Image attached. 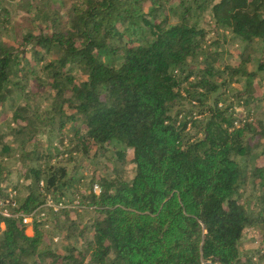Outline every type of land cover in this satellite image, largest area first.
<instances>
[{
	"label": "trees",
	"instance_id": "1",
	"mask_svg": "<svg viewBox=\"0 0 264 264\" xmlns=\"http://www.w3.org/2000/svg\"><path fill=\"white\" fill-rule=\"evenodd\" d=\"M18 7L13 44L1 39L7 31L0 25V122L10 113L20 158L38 166L25 165L27 193L11 214H30L51 195L60 203L79 182L80 164L69 174L38 152L35 125L44 117L60 144L72 124L82 155L93 146L100 155L111 145L122 157L131 151L134 174L126 179L112 167L97 179L99 195L92 175L89 224L78 226L66 208L53 213L83 242L64 256L39 251L46 215L27 236L20 218L0 214V264H251L239 244L249 228L264 229V169L256 164L264 157V122L236 128L232 102L223 104L231 97L248 117L264 116V89L255 94L264 64L248 70L251 46L264 44V0H19ZM205 14L215 32L243 46L236 65L217 67L223 52L211 51L219 43L200 27ZM234 82L244 89L229 94ZM38 96L51 98L46 115L28 105ZM182 101L196 104L197 113L187 114ZM194 118L202 120L199 139L186 132ZM0 145L1 159L15 153L6 136ZM9 174L0 169V185Z\"/></svg>",
	"mask_w": 264,
	"mask_h": 264
},
{
	"label": "rangeland",
	"instance_id": "2",
	"mask_svg": "<svg viewBox=\"0 0 264 264\" xmlns=\"http://www.w3.org/2000/svg\"><path fill=\"white\" fill-rule=\"evenodd\" d=\"M57 1H66V0H57ZM19 0H0V6L5 8L7 13L5 16L3 14L0 15L2 20L0 25H5L6 31L1 36V39L9 44H13V26L17 23L21 22L22 12L19 11L18 7ZM66 3V2H64ZM60 3L56 2L55 8H60ZM200 27L209 31V36L211 37V41H217L219 46L212 44L211 51L214 52L216 50L222 51L223 55L220 57L218 62L219 68L223 65H231L234 66L238 63V57L242 52L243 46L233 39L232 35L226 31H217L213 30L212 25L209 22V18L207 14L203 15L200 21ZM210 42V43H212ZM252 50V61L248 64V70L251 72H258L259 63L264 64V44L262 42H256L251 46ZM29 54L27 57L29 58ZM38 75H41L39 71ZM263 73V72H261ZM75 75L78 79L84 80L86 76L82 73L75 71ZM262 75V74H261ZM220 78H215V81L220 84ZM224 88H220L219 92H222ZM244 86L241 83L234 82L232 83L229 94L242 91ZM264 89V85L257 84L256 96L260 97L262 95ZM229 96V95H228ZM226 98V97H225ZM228 102L223 104L224 107L233 105V109L235 112V117L239 118L242 115L247 116V109H245L242 105H239L236 101L232 100L231 97L227 99ZM230 101V102H229ZM26 101L23 98L17 100L18 105H25ZM51 103V98L48 96L47 99H42L38 96L35 100L31 101L28 105L34 110L39 109L43 114L49 113L48 106ZM194 103L188 104L186 101H182L180 108L185 109L187 114L189 112L194 115L197 113L198 109L195 108ZM221 105V104H220ZM46 112V113H45ZM70 112H68L69 114ZM197 117V116H196ZM248 117V116H247ZM252 122L263 121L264 116L262 113L256 114L255 116H251ZM189 119V117H188ZM193 122L188 125L186 132L192 135L195 138H202V133L195 127L196 123H201V118H194ZM40 124V125H39ZM14 124L12 123L11 116H9L0 122V136H6V143L9 145L11 149L15 151L14 154L10 156H5V158H0V169L2 171L10 172L6 180L1 183L0 188L3 189L4 195L9 189H17V199H21L25 197L26 184L27 181L23 179V171L25 170V165L37 167V164H32L29 159L22 161L23 152L18 151V142H13L9 132L13 128ZM36 127V143L38 146V152L41 154H49L51 157L50 164L55 165H63L66 166L69 174H72L73 167L76 164H80L81 167L77 169L75 178L79 179V182L75 184L74 189H69L66 192V199H64L62 208H66L68 210V217L70 220L75 221L78 226L89 224L93 217L92 209L87 206V202L85 201L86 194H88L90 189V181L92 175H94L93 185L97 183V179L100 176L108 175L111 171L112 167H120L123 169V174L126 179H131L134 174V165L131 164L132 152L127 150L122 157L120 150L118 147L107 146L102 155L96 152V147H91L88 151V154L82 155L79 151H75L74 147L76 145L75 139L72 137L71 128L72 124H66L61 131V134L64 136L63 144H60L56 138V131H52L54 136L50 135L52 130L51 123L47 118L44 117L41 123L35 125ZM56 130V129H55ZM1 149V145H0ZM33 149V145L27 147L26 152H30ZM25 152V151H24ZM63 153V154H62ZM98 154L94 157V154ZM48 160H42L41 166L44 165V162ZM256 164L264 169V157H261L257 160ZM247 169L249 170L252 167L251 162L246 164ZM251 181L245 186V194L249 195L252 191ZM57 200L54 199V195L48 196L44 202V204L40 207L43 209L44 214L46 215L48 222L43 231L45 232L46 238L40 248L39 251H50L56 255L64 256L67 255V251L71 247H75L77 249H81L83 246L82 240L76 237V233L70 231L69 236L67 235L68 230L66 229V221L64 216L61 213H56L57 216H54V210L49 206H54ZM65 202V203H64ZM1 210L6 209L8 213L13 212L10 207H0ZM59 217L58 225L54 224V219ZM43 218V217H41ZM44 219V218H43ZM3 229V226H2ZM25 233L27 236L33 235L32 226L26 227ZM240 251L242 254V258L249 257L251 259V264H264V229L260 227L249 228L245 234L243 235L241 242L239 244ZM42 264H52L50 260H44Z\"/></svg>",
	"mask_w": 264,
	"mask_h": 264
},
{
	"label": "built area",
	"instance_id": "3",
	"mask_svg": "<svg viewBox=\"0 0 264 264\" xmlns=\"http://www.w3.org/2000/svg\"><path fill=\"white\" fill-rule=\"evenodd\" d=\"M219 106H221V105H219ZM251 121H252L251 117H247L246 115H242L241 117L237 118L236 121H234L233 125H234V127L238 128L242 124L247 123V122H251ZM41 185H42V183H41ZM92 191L95 195H99L100 187L97 184H95V185H93ZM16 201H17V190L11 188L6 192V195L4 198H0V207H10L14 211V209L17 207ZM62 204H63V200L60 203H58L56 205V207L51 206V205H49V206L54 211H57L59 208L62 207ZM0 214L4 215V216L13 215L16 218H20L22 224L25 227H29V226L33 227V221L40 219L41 217H43L45 215L44 212L41 211L40 207L34 209L30 214H24L21 212H18V213L16 212V213L11 214V213H8L6 211V209H3V210L0 209ZM2 226L3 225L1 224V228H2Z\"/></svg>",
	"mask_w": 264,
	"mask_h": 264
}]
</instances>
